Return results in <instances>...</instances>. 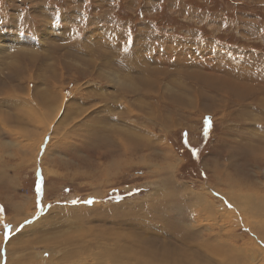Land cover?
<instances>
[{
    "label": "rangeland",
    "instance_id": "374dc122",
    "mask_svg": "<svg viewBox=\"0 0 264 264\" xmlns=\"http://www.w3.org/2000/svg\"><path fill=\"white\" fill-rule=\"evenodd\" d=\"M0 206V264H264V0H0Z\"/></svg>",
    "mask_w": 264,
    "mask_h": 264
},
{
    "label": "bare ground",
    "instance_id": "6f19581e",
    "mask_svg": "<svg viewBox=\"0 0 264 264\" xmlns=\"http://www.w3.org/2000/svg\"><path fill=\"white\" fill-rule=\"evenodd\" d=\"M184 100V99H183ZM108 150H110V151H112L113 153H116V149H114L113 147H109L108 148ZM125 151H126V149H124ZM175 186V185H174ZM176 187V186H175ZM188 193V192H187ZM189 195V194H188ZM156 199V198H155ZM162 200V199H161ZM166 200V199H165ZM173 201V200H172ZM163 202V201H162ZM168 202H169V200H168ZM184 202V201H183ZM171 203V202H170ZM175 203V202H174ZM178 204V203H177ZM155 205V204H154ZM153 205V206H154ZM204 205H205V207L207 206V207H211L210 205H208V204H203V207L202 208H205L204 207ZM164 206V205H163ZM159 207V206H158ZM157 207V208H158ZM170 207V206H169ZM183 207V206H182ZM262 207V206H261ZM264 207V206H263ZM130 208V207H129ZM155 208V207H154ZM164 208V207H163ZM166 208V207H165ZM175 208V207H174ZM120 209V208H119ZM131 209V208H130ZM210 209V208H209ZM123 210V209H122ZM135 210V209H134ZM153 210V209H152ZM193 210V209H192ZM132 211V210H131ZM141 211V210H140ZM157 211V210H156ZM169 212H170V210H168ZM120 212V211H119ZM122 212V211H121ZM130 212V211H129ZM142 213H144L143 211H141ZM153 212V211H152ZM159 212V211H158ZM173 212V211H172ZM137 213V212H136ZM139 213V212H138ZM141 213V214H142ZM162 213V212H161ZM130 214V213H129ZM133 214V213H132ZM145 214V213H144ZM144 214H143V217H144ZM153 214H154V212H153ZM164 214V213H163ZM162 214V215H163ZM184 214V213H183ZM196 214V213H195ZM131 215V214H130ZM168 215V214H167ZM185 215V214H184ZM197 215V214H196ZM139 216V215H138ZM192 216V215H191ZM194 216V215H193ZM136 217V216H135ZM141 217V216H140ZM140 217H139V219H140ZM145 217H146V214H145ZM148 217V216H147ZM159 217V216H158ZM165 218H166V216H164ZM195 217V216H194ZM193 217V218H194ZM131 218V217H130ZM161 218V217H160ZM163 218V217H162ZM164 218V219H165ZM147 219V218H146ZM151 219V218H150ZM168 219V218H167ZM167 219H165V220H167ZM196 219V218H195ZM115 220V219H114ZM142 220V219H141ZM188 220V219H187ZM147 221V220H146ZM184 221V220H183ZM196 221H198V220H196ZM169 222V221H168ZM191 222H193V221H191ZM177 223V222H176ZM189 223V222H188ZM192 224V223H191ZM142 225H144V224H142ZM174 225V224H173ZM145 226V225H144ZM143 226V227H144ZM147 226V225H146ZM140 227V226H139ZM142 227V226H141ZM140 227V228H141ZM194 227H196V226H194ZM203 227V226H202ZM201 227V228H202ZM139 228V229H140ZM146 228V227H145ZM145 228H142V229H145ZM160 228V227H159ZM197 228V227H196ZM149 229H152V228H149ZM138 230V229H137ZM154 230V229H153ZM153 230H150L151 232L153 231ZM160 230V229H159ZM193 230V229H192ZM148 231V230H147ZM198 231V230H197ZM254 231H255V233L257 232V234H259L260 235V237L261 238H263L264 239V233L263 232H260L259 231V229L258 228H254ZM143 232V231H142ZM141 232V233H142ZM149 232V231H148ZM157 232H158V230H157ZM196 232V231H195ZM221 232V231H220ZM220 232H218V233H212V235H215V237H213V238H209V240H207V241H205L204 243L202 242V245H204V246H213V245H216V246H223V248L225 249V253H226V255L227 256H229V258H234V259H236V260H238L239 261V264H243L244 262H246V260L248 259L247 258V256H245L244 254H247V252H246V250L243 248V247H241V248H239V247H236V246H234L232 243H230V241L228 240V239H226V240H228V241H222V240H220L221 238H222V233H220ZM140 233V234H141ZM155 233V232H154ZM197 233V232H196ZM203 233V232H202ZM145 234V233H144ZM145 235H147V234H145ZM149 235V234H148ZM191 235V234H190ZM133 236V235H132ZM198 236H200L199 234H197L195 237L197 238ZM231 236V235H230ZM134 237V236H133ZM150 237V236H149ZM168 237V236H167ZM186 237V236H185ZM229 237V236H228ZM234 237H236V236H234ZM184 238V237H183ZM224 238V237H223ZM226 238H227V236H226ZM231 238H233L232 236H231ZM230 237H229V239H231ZM134 239V238H133ZM132 239V240H133ZM118 240H120V239H118ZM117 240V241H118ZM131 240V239H130ZM134 240H136V239H134ZM165 240V239H164ZM152 241L154 242V241H157V238H153L152 239ZM159 241V240H158ZM157 241V242H158ZM130 242V241H129ZM135 242V241H134ZM137 242H138V240H137ZM165 242V241H164ZM172 245H174L173 244V242H172V240H170L169 241ZM187 242H188V240H187ZM123 243V242H122ZM132 243V242H131ZM156 243V242H155ZM130 244V243H129ZM133 244V243H132ZM138 244V243H137ZM147 244V243H146ZM153 244V243H152ZM157 244V243H156ZM213 244V245H212ZM123 246V245H122ZM126 246V245H125ZM129 246V245H128ZM133 246V245H132ZM143 246V245H142ZM146 246V245H145ZM174 246H178V244L177 243H175V245ZM191 246V245H190ZM201 246V245H200ZM203 246V247H204ZM135 247H138V246H135ZM139 247H140V245H139ZM165 247V246H164ZM125 248H127V247H125ZM163 248V247H162ZM170 248V247H169ZM105 249V248H104ZM130 249V248H129ZM137 249V248H136ZM168 249V248H167ZM182 249H183V247H182ZM185 249V248H184ZM88 250V249H87ZM87 250H85V251H87ZM109 250H110V248H109ZM160 250H161V248H160ZM160 250H157V249H155V248H153V250H152V248H149V247H147L146 246V253L143 251V250H141V251H143L144 252V256L143 257H139V259H137L138 260V263L137 264H172V262L170 261V259L172 258V256H174V258H177L178 256H176L175 255V252H166L167 250H165V251H163V253H162V251H160ZM175 250V249H174ZM187 250V249H186ZM219 250V249H218ZM90 251V250H89ZM108 251V250H107ZM112 251V250H111ZM131 251V250H130ZM110 252V251H109ZM135 252V254H136V251H134ZM224 252V251H223ZM108 253V252H107ZM131 253V252H130ZM138 253V252H137ZM224 253V254H225ZM126 254V253H125ZM139 254H141V253H139ZM177 254V253H176ZM183 254V253H182ZM223 254V255H224ZM105 255V254H104ZM108 255V254H107ZM112 255V254H111ZM134 256V255H133ZM132 256V257H133ZM181 256V255H180ZM134 258V257H133ZM140 258H143L144 260H142V261H140ZM126 261L124 262V261H122L121 262V264H131V261L129 260V259H131V258H128V257H126ZM182 259V258H181ZM226 259V258H225ZM133 260V259H132ZM180 260V259H179ZM96 261H97V259H96ZM226 261V260H225ZM227 261H229L228 259H227ZM226 261V262H227ZM249 261V260H248ZM132 262H134V261H132ZM135 262H137V261H135ZM225 262V263H226ZM222 263H223V261H222ZM234 264V263H233Z\"/></svg>",
    "mask_w": 264,
    "mask_h": 264
},
{
    "label": "snow or ice",
    "instance_id": "6c2138e0",
    "mask_svg": "<svg viewBox=\"0 0 264 264\" xmlns=\"http://www.w3.org/2000/svg\"><path fill=\"white\" fill-rule=\"evenodd\" d=\"M127 49H125V51H126ZM211 126V119L210 118H207L206 119V127H205V132H204V134H205V136L207 135V132H208V128ZM197 150H193V152H194V154H195V152H196ZM36 191H37V195H38V197L42 194V184H41V182H38L37 183V186H36ZM73 203H76V201H72ZM86 203H92V201L91 200H88V201H85ZM229 207H231V205H229ZM4 209H3V206H0V212H2ZM25 223H30V221H25ZM21 227H23V225H21ZM6 235H7V233H6ZM46 255H47V253H46Z\"/></svg>",
    "mask_w": 264,
    "mask_h": 264
}]
</instances>
